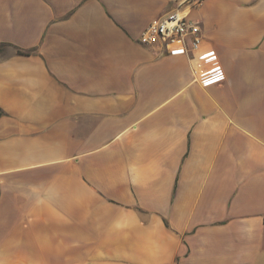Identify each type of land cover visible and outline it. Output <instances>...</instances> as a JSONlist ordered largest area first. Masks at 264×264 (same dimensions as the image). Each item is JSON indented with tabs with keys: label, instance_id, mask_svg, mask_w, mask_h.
Segmentation results:
<instances>
[{
	"label": "crops",
	"instance_id": "1",
	"mask_svg": "<svg viewBox=\"0 0 264 264\" xmlns=\"http://www.w3.org/2000/svg\"><path fill=\"white\" fill-rule=\"evenodd\" d=\"M182 1L0 0V264H264V0L185 10L209 87Z\"/></svg>",
	"mask_w": 264,
	"mask_h": 264
},
{
	"label": "built area",
	"instance_id": "2",
	"mask_svg": "<svg viewBox=\"0 0 264 264\" xmlns=\"http://www.w3.org/2000/svg\"><path fill=\"white\" fill-rule=\"evenodd\" d=\"M204 0H184L171 12L152 21L142 32L139 42L155 47L160 54L185 55L194 65V73L202 87L219 84L225 74L213 48H202L197 22L186 17L185 10L201 5Z\"/></svg>",
	"mask_w": 264,
	"mask_h": 264
}]
</instances>
